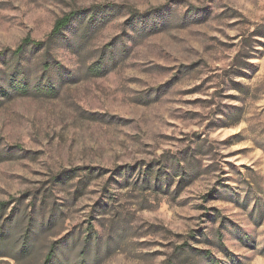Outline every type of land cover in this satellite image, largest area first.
Instances as JSON below:
<instances>
[{
	"label": "rangeland",
	"instance_id": "obj_1",
	"mask_svg": "<svg viewBox=\"0 0 264 264\" xmlns=\"http://www.w3.org/2000/svg\"><path fill=\"white\" fill-rule=\"evenodd\" d=\"M3 50L52 92L0 106V264H264V0H0Z\"/></svg>",
	"mask_w": 264,
	"mask_h": 264
},
{
	"label": "trees",
	"instance_id": "obj_2",
	"mask_svg": "<svg viewBox=\"0 0 264 264\" xmlns=\"http://www.w3.org/2000/svg\"><path fill=\"white\" fill-rule=\"evenodd\" d=\"M75 12H70L62 17L58 18L55 21V24L50 32V34L47 37V40H42V41H35L33 40L30 36H26L25 38L22 39L21 43L13 50L8 52L11 53L12 58H19L23 55L25 48L29 45H35V46H41V47H49L51 41L57 37L62 29L67 26L71 19L75 16ZM6 51V50H5ZM4 54V50L0 51V55ZM45 69L50 68L49 63L44 64ZM25 72V71H24ZM23 77L21 79H17L14 75H10L7 78L2 79V83H0V106L3 103L4 98H9L12 94H18V95H28L31 93H42V94H50L52 92V88L50 87H45L43 85L37 84L33 88L30 87V83L28 82L27 78L25 75H22ZM4 207V203H0V208ZM54 248H52L47 256V262H49L53 256H54Z\"/></svg>",
	"mask_w": 264,
	"mask_h": 264
}]
</instances>
